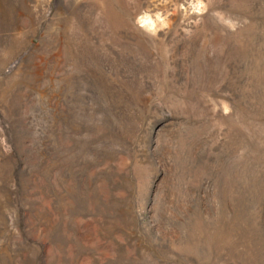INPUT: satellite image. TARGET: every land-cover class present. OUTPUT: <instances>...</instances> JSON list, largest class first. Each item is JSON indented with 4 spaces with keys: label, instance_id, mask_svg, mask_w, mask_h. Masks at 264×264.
<instances>
[{
    "label": "rangeland",
    "instance_id": "rangeland-1",
    "mask_svg": "<svg viewBox=\"0 0 264 264\" xmlns=\"http://www.w3.org/2000/svg\"><path fill=\"white\" fill-rule=\"evenodd\" d=\"M0 264H264V0H0Z\"/></svg>",
    "mask_w": 264,
    "mask_h": 264
}]
</instances>
